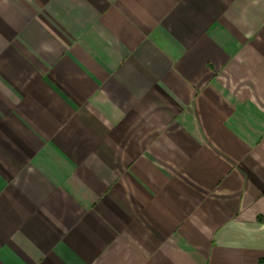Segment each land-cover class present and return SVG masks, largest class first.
Segmentation results:
<instances>
[{"label": "crops", "instance_id": "obj_1", "mask_svg": "<svg viewBox=\"0 0 264 264\" xmlns=\"http://www.w3.org/2000/svg\"><path fill=\"white\" fill-rule=\"evenodd\" d=\"M0 264H264V0H0Z\"/></svg>", "mask_w": 264, "mask_h": 264}]
</instances>
